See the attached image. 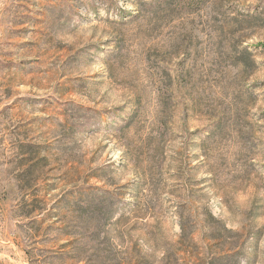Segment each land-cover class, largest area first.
Segmentation results:
<instances>
[{"label": "rangeland", "instance_id": "1", "mask_svg": "<svg viewBox=\"0 0 264 264\" xmlns=\"http://www.w3.org/2000/svg\"><path fill=\"white\" fill-rule=\"evenodd\" d=\"M0 264H264V0H0Z\"/></svg>", "mask_w": 264, "mask_h": 264}, {"label": "trees", "instance_id": "2", "mask_svg": "<svg viewBox=\"0 0 264 264\" xmlns=\"http://www.w3.org/2000/svg\"><path fill=\"white\" fill-rule=\"evenodd\" d=\"M208 218L210 219V220H212V221H215V222H218L212 215H208ZM222 229H224V230H229V229H226L223 225H222ZM233 252H235L233 255H237V252H238V249L236 250V251H233ZM218 258V257H217Z\"/></svg>", "mask_w": 264, "mask_h": 264}]
</instances>
